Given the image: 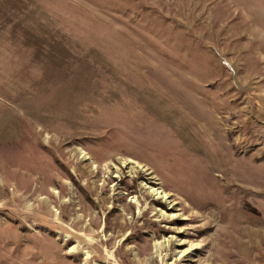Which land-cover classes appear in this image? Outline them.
Wrapping results in <instances>:
<instances>
[{"label": "rangeland", "instance_id": "1", "mask_svg": "<svg viewBox=\"0 0 264 264\" xmlns=\"http://www.w3.org/2000/svg\"><path fill=\"white\" fill-rule=\"evenodd\" d=\"M0 264H264V0H0Z\"/></svg>", "mask_w": 264, "mask_h": 264}, {"label": "bare ground", "instance_id": "2", "mask_svg": "<svg viewBox=\"0 0 264 264\" xmlns=\"http://www.w3.org/2000/svg\"><path fill=\"white\" fill-rule=\"evenodd\" d=\"M81 153V155H82V157H87L86 156V154L84 153V152H80ZM128 161V163H133V161H131L130 159L129 160H127ZM136 164V163H135ZM143 168V167H142ZM141 168V169H142ZM140 169V170H141ZM201 172H202V170H201ZM205 173V172H204ZM205 175V174H204ZM205 177H207L206 175H205ZM197 184V183H196ZM198 185V184H197ZM149 188V187H148ZM151 193H152V195L154 196V197H156V199L157 200H162L163 202H166L168 199H169V197L167 196V194H164L163 192H161V191H158V190H151L150 191ZM54 194H57V191H54ZM134 202H136V201H134ZM170 204V203H169ZM69 252H70V250H69ZM88 259V256L87 255H85L84 256V260H87Z\"/></svg>", "mask_w": 264, "mask_h": 264}]
</instances>
